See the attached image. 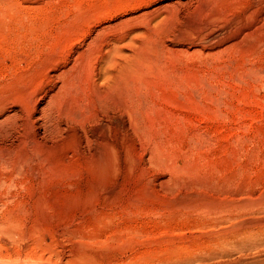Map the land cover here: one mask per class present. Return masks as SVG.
Instances as JSON below:
<instances>
[{
  "label": "rangeland",
  "instance_id": "374dc122",
  "mask_svg": "<svg viewBox=\"0 0 264 264\" xmlns=\"http://www.w3.org/2000/svg\"><path fill=\"white\" fill-rule=\"evenodd\" d=\"M262 8L263 0H0V100L18 99L19 75L71 41L69 64L55 73L68 71L53 88L61 95L41 101L34 127L23 128L20 113L0 115V264L195 255L205 259L194 264L218 263L211 229L232 201L264 198V14L252 15ZM103 26L92 55L111 53L101 79H88L72 60ZM117 73H128L124 84Z\"/></svg>",
  "mask_w": 264,
  "mask_h": 264
},
{
  "label": "bare ground",
  "instance_id": "6f19581e",
  "mask_svg": "<svg viewBox=\"0 0 264 264\" xmlns=\"http://www.w3.org/2000/svg\"><path fill=\"white\" fill-rule=\"evenodd\" d=\"M264 1V0H263ZM256 2V0H255ZM263 3V2H261ZM260 3V4H261ZM250 5V4H249ZM252 6V4H251ZM254 6V4H253ZM259 6V4H258ZM250 12V11H249ZM251 13V12H250ZM257 15L256 17H253L252 15ZM264 14V8H262L261 10L255 11V9L252 10V15L250 14L251 17L255 18L253 20L257 21L262 15ZM246 15V14H245ZM244 16V14H243ZM247 17V16H245ZM264 17V16H263ZM261 20V19H260ZM259 21V20H258ZM243 22V21H241ZM250 22V21H249ZM246 24V21H245ZM258 24V23H257ZM244 25V23L242 24ZM247 25V24H246ZM253 25V24H252ZM249 26H241L238 30L234 31L232 36H238L241 32L243 33L244 30H248ZM257 26V25H256ZM254 28V27H253ZM96 30L98 31L97 35L94 34V36L91 35V33L88 32V34H86L87 38H90V43L89 40L86 43V48H82L83 46H80L77 48L76 50V58L73 59L72 61H74V63L72 64V67L70 69L75 70L80 67H85L84 69V74L87 76L88 79H90L88 77V75H92V77H96L97 80L101 79L102 75L101 74V66H102V61L103 59L106 58V55H110L111 51L109 52V50L107 51V54H105V51H100V54L98 56H94L92 55V53L96 52V48L100 45V41L98 39L99 34L104 33V31H108L109 27L108 26H103V28L101 27V29L96 28ZM96 31V32H97ZM95 32V33H96ZM91 35V36H90ZM78 36V35H77ZM80 38V37H79ZM100 38V37H99ZM64 39H62L61 41L63 43L61 48H59L55 55L53 54H48V57L44 60L43 64L41 65L40 69L31 74V76H28L27 78L24 79V77L21 75H19V77L17 78L18 82H16L15 84L17 85L16 87V92H18L20 94L19 98L16 100H10V97H5L2 98L0 100V115H3L4 113H9V115H6V118H10L12 117L11 113L13 114V116L18 115V113H20L22 115V126L23 128H29V127H34V125L36 124L35 121L36 119L34 118V113L37 112L38 110V106L41 104V101L43 102L45 99H48L46 101V107L51 106L52 102H55V100L57 99L58 95H59V91L57 90V92L53 91L54 86L57 85L58 83V78L60 80V78L64 77V75L68 72V71H64L61 72V74L59 76H55V73H58V69L65 67L66 65L69 64V59L70 57H68L65 53V50L69 47V45L71 44L70 40H67V38L63 41ZM73 46H75L77 43V39L73 40ZM140 41V40H139ZM102 42V41H101ZM104 42V41H103ZM144 43V41H142ZM59 43V42H58ZM59 43V45H60ZM140 43V42H139ZM102 44V43H101ZM142 44V43H141ZM145 44V43H144ZM58 45V44H56ZM82 45H85L84 43ZM104 45V44H103ZM109 44H105L104 47L101 46V49H106L108 48ZM140 45V44H139ZM138 48V47H137ZM136 49V48H135ZM142 49V47H141ZM139 50V48H138ZM135 51V50H134ZM141 52V51H140ZM48 53V52H47ZM47 53L45 54V57L47 56ZM99 53V51H98ZM74 54V53H73ZM134 52V55L136 59L137 54ZM75 55V54H74ZM132 56V54H131ZM141 56V55H140ZM105 57V58H104ZM138 57V56H137ZM132 58V57H131ZM131 61L132 63L134 62V60ZM139 59V58H138ZM140 60V59H139ZM52 62H55V65H52ZM92 62H94V64L91 66ZM130 62V61H129ZM130 62V63H131ZM137 62V61H135ZM135 62L133 64H135ZM59 63V64H57ZM61 63V64H60ZM131 63V64H132ZM141 63V61L139 62V64ZM129 64V63H128ZM126 63V65H124L122 68L126 67L128 65ZM132 64V65H133ZM138 64V63H137ZM15 65V64H14ZM130 65V67L132 66ZM11 66V65H10ZM71 66V65H70ZM134 66V65H133ZM15 67V66H14ZM128 67V68H130ZM135 67V66H134ZM4 68V67H3ZM8 68V67H7ZM68 68V67H67ZM121 68V70H122ZM125 68V69H128ZM132 68V67H131ZM137 68V67H136ZM140 68V66H139ZM13 69V68H12ZM15 69V68H14ZM18 69V67H17ZM69 69V70H70ZM66 70V69H65ZM68 70V69H67ZM107 70V69H106ZM105 70V72H106ZM124 70V69H123ZM134 70V69H133ZM8 71V70H7ZM11 71V70H10ZM126 70H124L125 72ZM128 71V70H127ZM136 71V70H135ZM138 71V70H137ZM75 72V71H74ZM78 72V71H77ZM108 72V71H107ZM122 71H120L119 73H121ZM71 73V72H70ZM126 73V72H125ZM124 73V74H125ZM59 74V73H58ZM79 74V72H78ZM122 77L119 76L124 84V81ZM69 75V74H68ZM73 75V74H71ZM115 75V74H114ZM127 74H125V76H127ZM129 75L131 76V73H129ZM135 75V74H134ZM27 76V75H26ZM82 76V74H81ZM129 76V77H130ZM80 77V76H79ZM113 77V75H112ZM133 77V76H131ZM130 77V78H131ZM66 78V77H65ZM82 78L85 79L84 76H82ZM114 78H116L114 76ZM117 77V81L118 79H120ZM128 76L125 78L127 79ZM129 78V80H130ZM68 79V77H67ZM66 79V80H67ZM83 79V81H84ZM74 80V79H73ZM115 80V79H113ZM129 80H127L128 82H126L125 84L129 83ZM65 81V80H64ZM82 81V80H81ZM88 81V80H85ZM116 81V80H115ZM113 81V84L114 82ZM116 81V82H117ZM61 82H63L61 80ZM91 82V81H88ZM87 82V83H88ZM109 82V81H108ZM65 83L69 84L67 81H65ZM79 83H80V78H79ZM119 84V82H117ZM116 83V84H117ZM66 84V85H67ZM90 84V83H89ZM99 84V83H98ZM113 84H111L113 86ZM115 84V85H116ZM122 84V85H123ZM59 85V83H58ZM63 85V83L61 84V86ZM91 85V84H90ZM89 85V86H90ZM114 85V86H115ZM68 86V85H67ZM100 86V85H99ZM110 86V85H107ZM118 86V85H117ZM21 87V90H20ZM66 87V86H63ZM91 87V86H90ZM89 87V88H90ZM102 87V86H101ZM10 88H13V85H10ZM57 88V87H56ZM94 88V87H93ZM97 88V86H95V89ZM107 87H104V89ZM113 88V87H112ZM116 88V87H115ZM115 88H113L115 90ZM118 88V87H117ZM55 89V88H54ZM61 89V88H60ZM64 89V88H63ZM61 89V90H63ZM94 89V90H95ZM112 89V90H113ZM56 90V89H55ZM60 92H63L61 91ZM68 93V89H65ZM71 90V89H70ZM69 90V91H70ZM120 90V89H119ZM97 91V90H96ZM101 91V90H100ZM99 91V92H100ZM110 91V90H107ZM105 91V93L107 92ZM98 92V91H97ZM49 93H54L51 94L49 96ZM104 93V95H105ZM109 93V92H108ZM115 93V92H112ZM63 94V93H62ZM107 94V93H106ZM61 95V93H60ZM59 95V96H60ZM68 95V94H67ZM109 95V94H108ZM99 96V95H98ZM100 97V96H99ZM103 97V95H102ZM62 98V97H61ZM101 98V97H100ZM59 100V99H58ZM61 101H64L62 99H60ZM57 102V101H56ZM59 103V102H57ZM63 103V102H62ZM61 104V103H60ZM55 106L58 104H54ZM60 106V105H59ZM58 108V107H57ZM56 109V108H55ZM104 130V125H100L98 126L97 130L93 133V134H97L101 133ZM244 173V172H243ZM239 174V173H238ZM241 176V175H240ZM234 177V176H233ZM236 177V175H235ZM233 179V178H232ZM242 180V179H241ZM236 181V180H235ZM240 181V180H238ZM243 182V181H242ZM240 182V183H242ZM232 183V181L230 182ZM235 183V182H234ZM228 184V183H226ZM251 184V183H250ZM220 184H218L219 186ZM229 186V185H228ZM232 186V185H231ZM230 186V187H231ZM240 186V185H239ZM239 186L237 187L238 190H241V188L239 189ZM246 186V185H245ZM220 187V186H219ZM218 187V188H219ZM227 186H224V188ZM235 187V186H234ZM228 189V187H227ZM231 189V188H230ZM247 190V187L244 188ZM216 190V188H215ZM261 190V189H260ZM213 191V190H212ZM217 191V190H216ZM226 191V190H225ZM229 191V190H228ZM218 192V191H217ZM216 192V193H217ZM220 192V191H219ZM214 193V192H213ZM222 193V192H220ZM233 193V192H232ZM243 195L245 192H241ZM248 193V192H247ZM258 194V192H255ZM215 194V193H214ZM228 194V193H227ZM256 194V195H257ZM213 195V194H212ZM211 195V196H212ZM218 195V194H217ZM232 195V194H229ZM234 195V194H233ZM232 195V196H233ZM241 195V196H243ZM251 195V194H250ZM253 195V194H252ZM216 196V195H215ZM224 196V194H223ZM235 196V195H234ZM240 196V194H239ZM245 196V195H244ZM219 197V196H217ZM221 197V196H220ZM219 197V198H220ZM236 197V196H235ZM231 198V197H230ZM211 202V201H210ZM214 202V201H213ZM215 203H219V202H214ZM226 203V202H225ZM210 205L212 203H209ZM222 205H227V204H222ZM214 206V205H213ZM231 208L228 209V214L226 213V215H223L219 218L218 223L216 224V229L210 231V237H209V241L213 242L215 244L214 247H210L209 248V259H216L218 258V263L216 264H264V198H257L255 200H240V199H236L234 201H232L231 203ZM216 207V206H215ZM214 207V208H215ZM222 207V206H221ZM226 207V206H225ZM223 208L227 210V208L229 206H227V208ZM213 208V209H214ZM219 209V208H217ZM217 211V210H215ZM224 212V211H223ZM226 212V211H225ZM211 213V211H210ZM220 213V212H219ZM218 213V214H219ZM242 213H244V216L242 219L240 218V216L242 215ZM213 214V213H212ZM225 214V213H224ZM211 215V214H210ZM215 217V213L213 214ZM217 215V214H216ZM218 216V215H217ZM220 216V214H219ZM212 220V219H210ZM217 220V219H216ZM213 221V220H212ZM215 221V220H214ZM213 221V222H214ZM206 222V221H205ZM203 222V223H205ZM210 222V221H209ZM213 222L211 224H213ZM208 223V222H207ZM206 225V224H204ZM210 224H207V227ZM214 225V224H213ZM203 226V224H202ZM212 226V225H211ZM205 229L206 226L204 227ZM210 228V227H209ZM214 228V227H212ZM201 229V227H200ZM199 229V230H200ZM198 230V229H196ZM195 230V231H196ZM206 232V231H205ZM196 234V233H194ZM204 234V233H203ZM207 234V233H206ZM261 236V237H260ZM195 237V236H194ZM206 237V235H205ZM192 238V237H191ZM190 238V240H192ZM200 238V237H199ZM198 238V239H199ZM196 239V237H195ZM185 240V239H184ZM197 241V240H196ZM195 241V242H196ZM194 242V241H193ZM206 243V242H205ZM194 244V243H193ZM213 244V245H214ZM196 245V244H195ZM210 245V244H209ZM199 250V249H198ZM200 251V250H199ZM203 251V250H202ZM198 252V251H197ZM196 252V253H197ZM207 252V251H206ZM199 254V252H198ZM185 255V254H184ZM183 255V257H184ZM203 256V255H202ZM204 257H198V256H187V258H182V257H177V258H173V260H169L166 262V264H194L197 261L200 260H204ZM217 260V259H216ZM215 260V261H216ZM214 261V262H215ZM162 262V261H161ZM165 262V260H164ZM204 262V261H203ZM201 261V263H203ZM211 262V261H210ZM213 262V263H214ZM159 263L156 261V264ZM208 263V262H205ZM153 264V263H152ZM165 264V263H164Z\"/></svg>",
  "mask_w": 264,
  "mask_h": 264
}]
</instances>
